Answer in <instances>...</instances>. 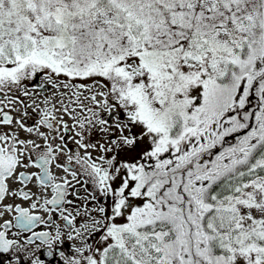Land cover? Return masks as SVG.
I'll return each mask as SVG.
<instances>
[{"label": "snow or ice", "instance_id": "6c2138e0", "mask_svg": "<svg viewBox=\"0 0 264 264\" xmlns=\"http://www.w3.org/2000/svg\"><path fill=\"white\" fill-rule=\"evenodd\" d=\"M0 264H264V0H0Z\"/></svg>", "mask_w": 264, "mask_h": 264}]
</instances>
